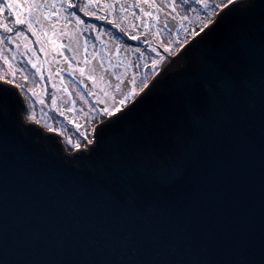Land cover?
<instances>
[{
    "label": "water",
    "instance_id": "95a60500",
    "mask_svg": "<svg viewBox=\"0 0 264 264\" xmlns=\"http://www.w3.org/2000/svg\"><path fill=\"white\" fill-rule=\"evenodd\" d=\"M261 2L233 0L235 10L208 37L199 40L202 31L192 37L120 109L128 112L135 105L109 126L98 148L94 138L88 147L69 151L60 132L25 121L24 99L13 86L11 100L0 104L3 264H233L240 255L259 264L264 244ZM241 45L250 67L237 90H218L211 101L218 107L195 126L187 178L175 187L154 183L145 159L167 145L146 140L143 130L162 112L185 124L189 89L196 85L205 91V77L221 52ZM108 116L95 130L113 118ZM126 191L135 193L131 201L122 198Z\"/></svg>",
    "mask_w": 264,
    "mask_h": 264
},
{
    "label": "flooded vegetation",
    "instance_id": "af4514ba",
    "mask_svg": "<svg viewBox=\"0 0 264 264\" xmlns=\"http://www.w3.org/2000/svg\"><path fill=\"white\" fill-rule=\"evenodd\" d=\"M184 1L187 5L179 3L177 13L175 0H40L41 12L35 18L40 22L33 21L35 30L26 26L27 32L25 26L20 25L23 31L18 27L8 31L7 42L12 44L11 50L7 42L0 40V64L4 65L7 79H14L13 86L20 92H27L25 67L30 64V59L24 60L19 54L33 52L25 45V39L31 40L37 35L34 51L44 57L43 62L40 61L43 67L48 63L54 66L61 78L63 92L68 84L75 89V97L85 95L93 104V113L83 118L86 123L100 117L105 108L103 103L96 100L97 91L92 90L94 78L105 81L113 73L123 70L124 73L113 81V85L118 84L113 87L114 94L117 93L115 98H120L119 93L122 94L127 85L135 87L145 82L148 84L157 72L175 58L187 41L201 31L202 28L194 27L202 25L203 19L210 16L203 15V11L211 10L212 13L217 9L219 12L222 9L220 5L227 4V0ZM14 2L21 3L19 0ZM53 28L56 29L53 34L59 35V38L49 39L48 33ZM1 35L4 36L0 33V38ZM47 56L53 60L46 61ZM52 109L56 111L55 116L62 111L59 108ZM26 111L27 108L24 113ZM74 119L77 120L78 115ZM71 128L75 135L85 134L84 125Z\"/></svg>",
    "mask_w": 264,
    "mask_h": 264
},
{
    "label": "snow or ice",
    "instance_id": "6c2138e0",
    "mask_svg": "<svg viewBox=\"0 0 264 264\" xmlns=\"http://www.w3.org/2000/svg\"><path fill=\"white\" fill-rule=\"evenodd\" d=\"M228 5H231V7H228ZM172 6L175 7V4L173 3ZM260 6L264 8V0H262ZM44 7L47 8L48 5L45 4ZM68 7L71 8L72 5L69 4ZM220 7L225 8L226 11L217 20L216 24H213L207 31H204L203 28L201 29L203 36H200L199 40L202 41L208 37L224 21V18L235 10L236 5L232 3V0H227V4L222 3ZM4 9L13 13L12 19L16 25H27L28 28L35 30L33 21L41 12V3L40 0H30L27 4L7 0L4 4ZM71 14L75 15V13ZM117 26L119 27V25ZM3 27L9 32L13 30L7 23L3 24ZM205 27L207 26L205 25ZM197 42L194 41V44ZM189 47H192V45ZM249 67L248 55L243 45L222 51L219 59L214 63L210 72L205 77L206 90L201 91L196 85H193L188 91L187 97L190 106L188 121L185 124L177 125L170 114L162 112L150 126L143 130V137L146 140L167 145L166 148L154 149L145 159V165L150 170L154 183L175 187L187 178L188 145L195 131V126L204 121L218 107L215 103H211L213 97L218 94V90H237L239 88V77L246 73ZM262 81H264V76H262ZM14 84V79L8 80L0 77V104H6L11 100L15 93ZM151 91L152 89L149 88L148 92H145L140 100L147 97ZM139 102L138 100L137 103ZM123 103L124 101H121V104ZM132 108H135V105ZM132 108H129L128 112H122L117 107L115 111L119 113L118 116L109 113L113 118L95 130L94 138L96 143L93 145L94 149L101 145L109 126L123 119L132 111ZM153 194L158 195V193ZM134 195V192L126 191L122 193V198L131 201ZM261 253L259 264H264V244H262ZM0 264H3V262L0 261ZM233 264H251V261L246 256L240 255Z\"/></svg>",
    "mask_w": 264,
    "mask_h": 264
},
{
    "label": "rangeland",
    "instance_id": "374dc122",
    "mask_svg": "<svg viewBox=\"0 0 264 264\" xmlns=\"http://www.w3.org/2000/svg\"><path fill=\"white\" fill-rule=\"evenodd\" d=\"M23 1V2H22ZM19 0V2L24 3V0ZM28 1V2H27ZM7 2V0H0V33H3L4 36L0 38L1 41L7 42V36L9 32L6 30V28L2 26V24L7 23L9 27L14 28L18 27L17 29L23 31L20 25H16L14 20L12 19L13 13L11 11L4 9V4ZM30 0H26L27 4ZM177 2V7L175 8L178 13V6L179 3H186L184 0H175ZM187 5V3H186ZM217 10V9H216ZM213 11L211 13V10H204L203 15L209 16L207 19H203L202 25L197 24L194 29H201L204 28L205 25H207L217 14V11ZM215 12H217L215 14ZM39 18V17H38ZM35 22H40V20H35ZM205 22V23H204ZM201 25V26H200ZM25 26V30H27V25ZM37 26V25H36ZM200 26V27H199ZM53 27V26H52ZM2 28L4 30H2ZM24 29V28H23ZM53 33H56V29L53 28L48 33L49 39L51 38H59V35H54ZM54 35V36H53ZM38 37L37 35H35ZM36 37H31L30 39H25V45L30 47L29 49L33 52L28 55H21L24 60L30 59V64H27L28 66L25 67V71H27V74L25 75L26 81H28V87L27 92L25 90L21 91V95L25 102V108H27L26 113H24V119L27 122H36L39 125H41L46 131H57L60 132L65 145L69 151L78 149V148H84L88 147L94 140V129L98 125V123L105 117L109 115V113L116 112V108L119 107L121 109L123 106H125L131 99H133L140 91L144 89V86L147 84V82L143 84H137L135 87H129L128 85L124 88L123 93H119L120 98H115L114 94V86L113 81L115 78H119L124 71L119 70L116 73L112 74V77L109 79H106L105 81H100L96 78H94V86L92 90L96 93V100L100 101L105 105L104 110L101 113V117H95L94 120H88L86 123L83 122L84 117H88L89 114L91 115L94 110L93 104L88 100V98L85 95H79L80 97L77 98L75 89L72 88L70 85H66L63 92V84L61 83V78H59V74L54 70V66L51 63H48L43 67V64L40 62L42 61V58L40 57V54L37 55V52L34 51V44L37 43L38 39ZM188 42V41H187ZM10 42H7L8 47L11 50V45H9ZM37 49V48H35ZM13 50V49H12ZM25 53V51H22ZM47 59L53 60L52 57H46ZM43 62V61H42ZM7 72L5 71L4 65L0 64V77H3L5 79L8 78ZM129 78V77H128ZM128 81L130 79H127ZM63 81V80H62ZM128 81L126 83H128ZM45 87H44V83ZM132 83V79H131ZM146 87V86H145ZM58 88V89H57ZM101 91L103 93H101ZM26 95V96H25ZM27 97V98H25ZM121 101H124L123 104H121ZM74 102L76 104H74ZM52 108H59L62 111H59V115L55 116L54 110ZM73 108V110L71 109ZM78 115V119L75 120L74 117ZM76 126L77 128H80L82 125L85 126V134L84 135H75V133L72 131V126ZM87 128V130H86ZM90 142V143H89Z\"/></svg>",
    "mask_w": 264,
    "mask_h": 264
},
{
    "label": "trees",
    "instance_id": "16d2710c",
    "mask_svg": "<svg viewBox=\"0 0 264 264\" xmlns=\"http://www.w3.org/2000/svg\"><path fill=\"white\" fill-rule=\"evenodd\" d=\"M101 117V116H100Z\"/></svg>",
    "mask_w": 264,
    "mask_h": 264
}]
</instances>
